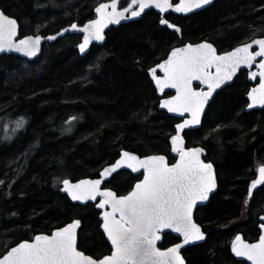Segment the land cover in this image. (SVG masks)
Masks as SVG:
<instances>
[{"label":"trees","instance_id":"1","mask_svg":"<svg viewBox=\"0 0 264 264\" xmlns=\"http://www.w3.org/2000/svg\"><path fill=\"white\" fill-rule=\"evenodd\" d=\"M96 1L0 0V10L18 20L20 36L54 35L92 19ZM168 19L181 26L182 39L150 11L112 28L106 43L94 45L85 57L75 48L78 36L47 44L33 62L0 56V128L13 116L28 122L14 141L0 139V257L75 219L82 222L79 248L103 253L108 245L99 211L73 204L61 193V182L98 175L122 150L170 157L178 120L159 110L148 70L175 45L209 41L223 52L264 37V0H217L190 17ZM250 86L247 73H240L216 95L202 127L186 132L188 145L206 148L219 182L210 203L197 210L196 221L208 237L186 249L187 264H247L231 254V239L242 233L254 241L260 235L264 186L245 212L256 167L264 164V109L246 112ZM73 116L81 122L68 134L65 121ZM205 132L209 135L202 142ZM136 180L122 171L109 186L124 193ZM173 241L177 238L166 235L165 244Z\"/></svg>","mask_w":264,"mask_h":264},{"label":"snow or ice","instance_id":"2","mask_svg":"<svg viewBox=\"0 0 264 264\" xmlns=\"http://www.w3.org/2000/svg\"><path fill=\"white\" fill-rule=\"evenodd\" d=\"M208 3L210 0H179L173 8L170 0H131L127 7L119 10L118 0H111V3H101L95 9L97 19L80 28L75 24L71 27L85 33L83 43L79 45L83 53L90 41L104 39L102 33L105 27L126 19V13L139 17L150 7L159 9L161 13L170 8L175 12H190ZM160 23L174 27L166 19H161ZM175 30L180 31L178 27ZM17 34V21L0 12V52L7 49L28 57L35 56L41 45V36H25L17 41ZM47 39L55 40L56 37L48 36ZM253 45L258 46V51H252ZM258 57L264 58V39H256L224 55H217L210 43L173 49L167 59L150 69V73L156 89L161 93L165 89L175 90V95L163 100L160 107L181 117L185 113L190 114V119L176 125V135L171 137V151L178 154L179 160L169 166L163 155L141 159L124 151L120 159L100 172V178L81 180L76 184L63 181L62 190L73 201H97L100 198L96 207L105 209L102 229L111 243L110 255L93 259L77 250L76 229L80 221L76 220L50 235H36L33 242L12 247L0 259V264H184L180 249L204 239L200 227L193 221V209L197 201L208 199V194L216 187V179L213 165L201 160L202 149H186L181 133L200 123L209 97L222 84L230 81L241 66L252 68L255 64L257 71L250 73V79L259 77V86L249 93L251 104L248 107L257 104L264 107V59L257 63ZM158 70L163 73L162 76ZM194 81L206 85L207 91L194 89ZM22 125L23 120L17 124L18 127ZM121 168L131 169L132 172L142 169L143 179L126 195L102 189L104 180ZM258 172L259 179L253 181L252 188L264 183V166L259 167ZM165 229L178 233L183 242L161 251L157 242ZM231 251L252 264H264V235L259 236L258 243H246L237 235L231 243Z\"/></svg>","mask_w":264,"mask_h":264},{"label":"water","instance_id":"3","mask_svg":"<svg viewBox=\"0 0 264 264\" xmlns=\"http://www.w3.org/2000/svg\"><path fill=\"white\" fill-rule=\"evenodd\" d=\"M120 1H121V0H118V7H119V3H120ZM173 1H174V0H170V2H171L172 4H173ZM178 1H179V0H178ZM215 1H216V0H210V3H208V4H206V5H203V6L200 7V8H193V10L190 11V12H175L173 9L170 8L167 12L161 13V12L159 11V9H157V8H155V7H150V8L145 9L144 12H143L139 17H131V16H130V13H126V17H127L126 19L121 20L118 24H109L107 27H105L104 30H103V33H102V35L104 36V39L101 40V41H97V40H92V41H90L89 44H88V46L86 47V49L84 50L83 53L80 51L79 45L83 43L85 33H83V32H79V31L73 29V28L71 27V26H72V25H71V26H69V27H67V28H65V29H63V30H61V31H60L59 33H57V34H54V35H48V36H55V37H56L55 40H48V39H47L48 36H42L41 34H37V35L41 36L42 40H41V45H40L39 51H38L37 54H36L35 56H33V57H28V56L23 55V54L20 53V52H16V51H14V50H7V49H6L5 51L0 52V56H3V55L11 56V55H13V56L20 57V58H23V59H25V60H28V61H30V62H33V61H35L36 59H38V58L41 56V54H42V52H43V46H44L45 44H48V43H49V44H54L55 42L61 40L62 38L66 37V36L69 35V34H79V35L82 36L83 39H82V41L76 46V49L79 51V54H80L81 57H85V56L90 52L91 48H92L94 45H96V46H103V45L106 43V40H107V36H106V34H107V32H108L109 30H111L112 28H118V27H120V26H122V25H126V24H129V23H131V22H136V21H138L139 19H141V18L144 16V14H146L147 12L155 11L156 13H158V14L161 15V19H166L165 16H166L168 13H171V12H172V13H175V14H178V15H182V14H183V15H190V14H193V13L200 12V11L205 10V9L209 8L210 6H212V5L214 4ZM108 3H111V2H108ZM178 3H179V2H178ZM178 3H177V4H178ZM175 6H176V5L173 4V8H174ZM119 10H122V9L119 8ZM136 10H138V7H137ZM0 12H2L4 15L8 16L7 14L4 13V11L0 10ZM95 12H96V11H95ZM96 14H97V13H96ZM97 16H98V14H97ZM8 17H9V18H13V17H11V16H8ZM97 18H98V17H97ZM97 18H96V19H97ZM14 19H15V20L17 21V23H18V34H17V37H16V40L18 41L19 39H22L23 37H20V24H19V22H18V20H17L16 18H14ZM166 20H167V19H166ZM167 21H168V20H167ZM168 22H169V21H168ZM88 23H89V22H88ZM88 23H87V24H88ZM169 23L172 24L171 22H169ZM75 25H77V28L83 27V26H81V25H79V24H77V23H75ZM161 25H162V24H161ZM172 25L174 26L173 28H169V27H167V25H162V26H163V27H167L170 31H172V32H176V33H178L179 35H181V28H180L179 26L174 25V24H172ZM177 27L180 29L179 32H177V31L175 30ZM66 29H67V31H65ZM28 36H36V35L33 34V35H28ZM256 39H264V37L256 38ZM256 39H254V40H256ZM254 40H252V41H250V42H247V43H252ZM200 43H210V44H212V43L209 42V41H202V42H199V43H187V44L182 45V46H180V47H184V46L189 45V44L195 46V45L200 44ZM244 44H246V43H244ZM244 44H241V45H239V46H243ZM212 45H213V47L216 49V53H217V55H224V54H226V53H228V52H230V51H233V50L236 48V47H235L234 49H232V50H230V51H228V52L220 53L219 50L217 49V47H216L214 44H212ZM239 46H237V47H239ZM176 48H179V47H176ZM174 49H175V48H174ZM172 50H173V49H172ZM172 50H171V51H172ZM171 51H170V53H171ZM252 51H258V46L253 45V49H252ZM170 53H169V54H170ZM169 54H168V55H169ZM166 59H167V58H166ZM261 59H264V58H260V57H258V58H257V63H258ZM163 61H164V60H163ZM163 61H162V62H163ZM156 66H157V65H156ZM156 66H155V67H156ZM243 71H245V72L248 73V81H249L251 84H253L252 88H254V87H258V86H259V77H257V79H255V80L250 79V73H251L252 71H257L256 65L254 64V65L252 66V68H248V67H246V66H241V68L238 70V72L233 76V78H232L230 81H226L224 84H222L221 87L218 88V89H216V90L213 92L212 96L209 97V99H208V101L205 103V105H204V109H203V111H202V113H201L200 123L197 124V125H193V126H191L190 128L185 129V130L181 133V136H182L183 139H184V146H185L186 149H189V148H192V147H199V148L202 149L201 160H202L203 162H205V163H211V164L213 165V173H214V176H215V179H216V187L213 189V191H211V192L208 194V199H207V200H203V201H197V204H196V206H195L194 209H193V221H194V222L200 227L201 232L204 234V239H203V240H198V241H193V242L190 243V244L184 245V247H182V248L180 249V255H181V257H182V259H183V261H184V264H187V260H186L184 254H183L184 251H185L186 249L190 248V247H193V246H196V245L203 244V243L207 240V237H208V234L204 231L203 227H202V226L196 221L195 216H196L197 210H198L200 207H204V206L208 205V204L210 203L212 197H213V196L219 191V182H218V176H217L216 167H215V165H214L211 161H209V160L207 159L208 152H207L206 148H204L202 145H196V146L188 145V142H187V139H186V132H188V131L198 130V129H200V128L202 127V124H203V121H204V117H205V115H206V113H207V110H208V108H209V105L213 102V100H214V98L216 97V95H217L219 92L223 91L226 87L232 85L233 82L235 81V79H236V78L240 75V73L243 72ZM149 74H150V76H151L150 71H149ZM158 74H159L160 76L163 75V73H160L159 70H158ZM151 80H152V77H151ZM152 82H153V86H154L155 90L157 91L158 96L161 98L160 103H159V110H160V111H163V112L167 113L169 116L175 118L176 120H178V123H182L185 119H190V118H191V117H190V114H188V113H185V115H184L183 117H181V116L177 115L176 113L169 112L166 108H161V107H160L161 102H162L163 100H165V99H171L172 96L175 95V90H174V89H165L164 92L161 93L158 89H156V87H155V83H154L153 80H152ZM196 86H199L200 88L197 89ZM193 87H194V89H196L197 91H200V90L207 91L206 85L200 84L198 81H194V82H193ZM252 88L249 90V92H248V94H247V96H246V97H247V101H248V104H247V107H246V112H251V111H254V110L257 111V110H263V109H264V107H261L259 104H257V105L254 106V107H251V108L248 107V105L251 104V101L249 100L248 96H249V93L251 92ZM167 94H170V96H166ZM178 123H177V124H178ZM174 135H176V126H175V133H174L173 135H171V137L174 136ZM171 137H170V140H169V143H170V157L174 159L173 162L170 160V157H169L168 155H165V154H150V155L140 156V155L137 154V153H133V152H130V151H128V152L131 153V154H134V155L138 156V157L141 158V159L146 158V157H149V156H153V155H163V156L166 158V161H167L168 165H169V166H172V165H174V164L179 160V156H178V154H176V153H174V152L171 151ZM124 151H127V150H122L121 153H120V155H119V157L117 158V160L120 159V156H121L122 152H124ZM117 160H116V161H117ZM116 161H115V162H116ZM115 162H114V163H115ZM114 163H113V164H114ZM113 164H110V165L105 166L100 172H102L105 168L112 166ZM260 167H261V166H260ZM122 171H128L129 173L133 174L134 176L142 175V172H143L142 169H141L139 172H132L131 169H127V168L117 169L116 172L111 173V174H110V175L104 180V183L101 185V188H102V189H106V190H112V191H114V190L111 189V188H104V185H105V183L109 182V181H110L115 175H117L118 173H120V172H122ZM99 174H100V173H99ZM98 178H100V177H98ZM90 179H97V178L86 177V178H81V179L76 180V181H73V180H71V179H64V180H68V181H70V183H72V184H76V183H78V182L81 181V180H90ZM142 179H143V175H142ZM142 179H140V181H141ZM256 179H259V172H258V170H257ZM256 179H255V180H256ZM64 180H63V181H64ZM63 181L61 182V188H60V191H61L62 194L66 195V196L69 198V200H70L73 204H78V205H81V206H86V205H88V204H95V205H96L97 201L100 199V198L98 197V198H97V201H84V202H81V201H73V200L71 199V197L68 195V193H66V192H64V191L62 190V189H63ZM140 181H137L136 183H138V182H140ZM136 183H135V184H136ZM252 183H253V182H252ZM252 183H251V185H250V187H249V197H252L253 194H254V193H255L260 187H262V186L264 185V183H262V184H258V185H256L255 188H252ZM135 184H134V186H135ZM134 186H133V188H134ZM131 190H132V189H131ZM131 190H130V191H131ZM250 190H251V194H250ZM115 192H116V191H115ZM116 193H117V192H116ZM125 195H126V194H125ZM95 207H96V206H95ZM96 209H97V210L99 211V213H100V217H99L100 222H101V228H100V230H101V232L103 233V229H102V223H103L102 216H103V212L105 211V209H99V208H97V207H96ZM108 210H110V209H108ZM262 217H264V213H263V215L261 216V218H262ZM261 218H260V225H259L260 232H261L260 235H264V219H261ZM76 220H78V219H75V220H73V221H76ZM73 221H72V222H73ZM78 221H80V220H78ZM72 222H69V223H72ZM69 223H67V224L64 225V226H67ZM64 226H62V227H64ZM60 228H61V227H60ZM60 228L54 229L51 233H40V234H37V235H50V234H52L53 232H55L56 230H58V229H60ZM80 229H81V221H80L79 228L76 229V232H77V250H78V251H81L80 248H79V233H80ZM167 234H171L172 236H174L175 238H177V239L179 240L177 243H182V242H183V238H182L178 233H174V232H172L170 229H165L164 232H163L162 235H161V239L157 242V248H158L159 250H161V251H166L168 248H170V247H174V246L177 244V243H176V244H174V245H172V246H170V247H168V248H166V249H160L159 246H160V244H162V243L164 242V237H165V235H167ZM103 235L105 236V238H106V240H107V236H106V234L103 233ZM237 235L241 236V238H242L246 243H258V242H259V238H258L257 241H253V242H251V241L247 240V239L244 237V235H243L242 233H239V234H237ZM237 235H236V236H237ZM35 236H36V235H35ZM35 236H34L31 240H25V241H22V242H20V243H23V242H29V243H31V242L34 241ZM236 236H235V237H236ZM234 239H235V238H234ZM107 241H108V240H107ZM108 242L110 243V241H108ZM18 245H19V244H17L16 246H18ZM110 245H111V243H110ZM14 247H15V246H14ZM10 250H11V249H10ZM10 250H9V251H10ZM7 252H8V251H7ZM7 252H6L4 255H6ZM82 252H83V251H82ZM83 253H84V252H83ZM84 254H85V253H84ZM231 254H232L233 257H234L236 260H238V261H243V262H246L247 264H252L251 261L247 260V259L244 258V257H237V256H235V254H234L232 251H231ZM4 255H3V256H4ZM85 255H86V254H85ZM3 256L0 257V259H2ZM90 257H91V256H90ZM91 258H93V257H91ZM93 259H94V258H93Z\"/></svg>","mask_w":264,"mask_h":264},{"label":"flooded vegetation","instance_id":"4","mask_svg":"<svg viewBox=\"0 0 264 264\" xmlns=\"http://www.w3.org/2000/svg\"><path fill=\"white\" fill-rule=\"evenodd\" d=\"M217 1V0H216ZM215 1V2H216ZM97 2V1H96ZM108 2H111V0H100V1H98L95 5H94V7H93V18L92 19H90V20H88V21H86V22H84V23H81V24H79L78 22H73L71 25H73V24H75V23H77V24H79V25H81V26H84L85 24H87L88 22H90V21H92V20H94V19H96L98 16H97V14H96V12H95V9L99 6V4H101V3H108ZM179 1L178 0H174L173 1V4L174 5H176L177 3H178ZM215 2H214V4H215ZM129 3H131V0H121L120 1V3H119V8L120 9H123L124 7H127L128 6V4ZM213 4V5H214ZM211 7V6H210ZM209 7V8H210ZM208 9V8H207ZM207 9H205V10H207ZM202 11H204V10H202ZM202 11H200V12H202ZM153 12H155V11H153ZM148 13V12H147ZM146 13V14H147ZM156 13V12H155ZM197 13H199V12H197ZM197 13H193V14H190V15H178V14H175V13H168L165 17H166V19L169 21V22H171L172 24H174V25H176V26H179V25H177L176 23H174V22H172L170 19H168V18H170V16H174V17H190V16H192V15H194V14H197ZM158 16H159V18H160V20H161V15L160 14H158V13H156ZM145 15V14H144ZM144 17V16H143ZM143 17L141 18V19H143ZM141 19H139V20H141ZM138 20V21H139ZM71 25H68L67 27H69V26H71ZM127 25V24H126ZM67 27H65V28H67ZM180 28H181V26H179ZM64 28V29H65ZM119 28V27H118ZM167 28V27H166ZM168 29V28H167ZM61 30H63V29H61ZM169 30V29H168ZM111 30H109L108 32H107V34L110 32ZM170 31V30H169ZM172 32V31H171ZM172 33H175L180 39H182V28H181V35H179L178 33H176V32H172ZM39 34H41V33H39ZM107 34H106V36H107ZM34 35H37V34H34ZM42 36H48V35H45V34H41ZM67 36H78L79 37V42L76 44V46L82 41V36L81 35H79V34H69V35H67ZM66 36V37H67ZM20 37H25V36H20ZM66 37H64V38H66ZM64 38H62V39H64ZM61 39V40H62ZM202 42V41H201ZM199 43V42H198ZM49 44V43H48ZM185 44H187V43H185ZM185 44H180V45H175L174 47H173V49L174 48H176V47H180V46H182V45H185ZM213 44V43H212ZM47 44H45L44 46H43V48L46 46ZM76 46H75V48H76ZM218 49V48H217ZM234 49V48H233ZM77 50V49H76ZM232 50V49H231ZM78 51V50H77ZM228 51H230V50H228ZM228 51H223V52H220V53H224V52H228ZM170 53V52H169ZM78 54H79V51H78ZM80 55V54H79ZM167 57H168V55H167ZM166 57V58H167ZM165 58V59H166ZM165 59H163V60H165ZM162 60V61H163ZM162 61H160L159 63H161ZM159 63H157L156 65H158ZM155 65V66H156ZM154 66V67H155ZM151 68H153V67H151ZM150 68V69H151ZM150 69L148 70V74H149V71H150ZM243 72H245V71H243ZM242 73V72H241ZM247 73V72H246ZM149 76H150V74H149ZM247 77H248V73H247ZM150 78H151V76H150ZM249 82V81H248ZM153 83V82H152ZM250 83V82H249ZM251 84V83H250ZM252 86H253V84H251V86H250V89L252 88ZM229 87V86H228ZM196 88L197 89H199L200 87L199 86H196ZM227 88V87H226ZM225 88V89H226ZM249 89V90H250ZM157 92V91H156ZM222 92V91H221ZM220 93V92H219ZM158 95V94H157ZM166 96H170V94H167ZM159 97V96H158ZM160 98V97H159ZM160 100H161V98H160ZM160 100H159V102H160ZM248 104V103H247ZM246 107H247V105H246ZM245 110H246V108H245ZM260 166H264V164H261V165H259L257 168H256V171H255V178L251 181V183L256 179V175H257V170H258V168L260 167ZM128 174H129V172L128 171H126ZM100 173V172H99ZM99 173H98V175H96V176H94V177H91V178H98L99 177ZM131 174V173H130ZM135 177H137V180L135 181V183L137 182V181H140V179H142V175H139V176H135ZM114 178V177H113ZM112 178V179H113ZM111 179V180H112ZM110 180V181H111ZM109 181V182H110ZM109 182H107V183H105V185H104V188H111L110 186H109ZM134 183V184H135ZM251 183H250V185H251ZM134 184H133V186H134ZM133 186H132V188H133ZM264 186V185H263ZM262 186V187H263ZM250 187V186H249ZM131 188V189H132ZM261 188V187H260ZM259 188V189H260ZM111 189H113V188H111ZM131 189H129L128 191H126V192H124V193H118L117 192V194L118 195H125V194H127ZM258 189V190H259ZM114 190V189H113ZM115 191V190H114ZM254 195V194H253ZM253 197V196H252ZM252 197H249V193H248V200H247V203H245V206L246 205H249L250 204V201H251V199H252ZM88 205H94V206H96L95 204H88ZM87 206V205H86ZM262 212H261V215L259 216V225H260V218H261V216L263 215V213H264V202H263V204H262ZM99 217H100V213H99ZM100 220V219H99ZM81 221V220H80ZM81 227H82V222H81ZM100 228H101V222H100ZM81 230V229H80ZM259 230H260V228H259ZM80 234V233H79ZM239 234V233H238ZM260 234H261V232H260ZM167 235H171V234H167ZM237 235V234H236ZM235 235V236H236ZM172 236V235H171ZM235 236L233 237V239L231 240V243H232V241L234 240V238H235ZM260 236V235H259ZM259 236H258V238H259ZM174 237V236H173ZM104 238H105V236H104ZM165 238H166V235H165V237H164V241H165ZM258 238L256 239V240H254V241H257L258 240ZM31 240V239H30ZM105 241H106V243H107V249L103 252V253H99V251L97 250L93 255L92 254H89V253H86L85 251H83V250H81V251H83L86 255H88V256H91V257H93L94 259H97V258H100V259H102L104 256H106V255H110L111 254V245H110V243L106 240V238H105ZM179 240L177 239V241H173L172 243H170V244H165V242H163L162 244H160V246H159V248L160 249H166V248H168V247H170V246H172V245H174V244H176L177 242H178ZM251 242H253V241H251ZM231 243H230V250H231ZM186 251V250H185ZM184 251V252H185ZM102 252V251H101ZM184 254V253H183ZM185 256V255H184Z\"/></svg>","mask_w":264,"mask_h":264},{"label":"rangeland","instance_id":"5","mask_svg":"<svg viewBox=\"0 0 264 264\" xmlns=\"http://www.w3.org/2000/svg\"><path fill=\"white\" fill-rule=\"evenodd\" d=\"M35 34H39V32H36ZM21 120H23V125L18 127L17 124ZM80 122H81V120L78 119L75 116L69 118L68 120L65 121V123H68V124L65 126L64 131L66 133H68V134L73 132V130L75 129V126L77 125V123H80ZM0 123H1V120H0ZM26 123H28L27 119L24 116H22V115H19L17 117L13 116V117H10L8 119H5L3 124H2V129L0 128L1 129V131H0V139L3 140V141H7V142L14 141L16 139L17 135L20 134L23 131V129L27 126V125H25ZM208 135H209V133L204 134L201 137V141L203 142L204 139H206L208 137ZM199 145H201V143H199ZM247 209H248V207L246 206L245 207V212L247 211ZM261 211H262V209H261ZM235 223H237V222H235Z\"/></svg>","mask_w":264,"mask_h":264}]
</instances>
